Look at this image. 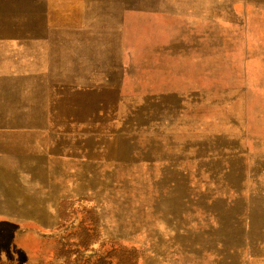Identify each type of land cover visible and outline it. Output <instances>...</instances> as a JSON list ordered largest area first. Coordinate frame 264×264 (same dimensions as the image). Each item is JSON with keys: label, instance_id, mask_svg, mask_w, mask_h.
Masks as SVG:
<instances>
[{"label": "rangeland", "instance_id": "obj_1", "mask_svg": "<svg viewBox=\"0 0 264 264\" xmlns=\"http://www.w3.org/2000/svg\"><path fill=\"white\" fill-rule=\"evenodd\" d=\"M24 1L26 26L0 29L57 35L42 117L77 138L47 127L49 214L0 208V264H63L85 238L84 257L264 264V0ZM136 55L153 67L129 72Z\"/></svg>", "mask_w": 264, "mask_h": 264}, {"label": "bare ground", "instance_id": "obj_2", "mask_svg": "<svg viewBox=\"0 0 264 264\" xmlns=\"http://www.w3.org/2000/svg\"><path fill=\"white\" fill-rule=\"evenodd\" d=\"M26 1L28 0L24 2ZM14 9L13 0H0V26H10L14 23L26 26L25 17L29 16V12L25 14L23 8L18 6L19 11L14 17ZM27 33L34 35L31 29L18 33L0 29V74L5 73L10 63H23L30 52L38 46V43L34 41L25 40L24 35ZM16 38L20 40V43L12 41ZM209 49L215 52L216 45L212 42ZM142 66L144 70L153 67L151 55L146 59L136 55L129 72H136ZM73 67L75 70L70 71L71 76L74 79L81 77L79 62ZM44 109L45 105L40 103L39 92L34 86V81L30 80L28 75H8L0 78V208H4L5 214H31L40 219L49 214L48 200L51 201L53 197L51 193L47 194L45 189L46 163L47 152L56 147V137L46 133V129L50 123L63 122L59 129H68L67 138L74 141L77 135L72 133L73 130L68 126L70 123L66 119L60 118L55 121L42 117ZM38 139L44 141L43 145L48 147L45 152L41 153V149L39 151L29 149ZM69 139L68 142H70ZM60 167L61 170L70 168L69 165ZM59 175L62 177L61 173ZM32 181L36 183V186L38 185V188L33 191L31 190ZM222 187L223 184H220L219 190ZM57 192H60V189L53 195ZM46 220L47 218L45 223Z\"/></svg>", "mask_w": 264, "mask_h": 264}, {"label": "crops", "instance_id": "obj_3", "mask_svg": "<svg viewBox=\"0 0 264 264\" xmlns=\"http://www.w3.org/2000/svg\"><path fill=\"white\" fill-rule=\"evenodd\" d=\"M78 32H80V30H78ZM24 37L26 38L25 40L34 41L38 43V46L30 52L29 56L23 63L8 64L6 70L4 71L5 73L0 74L1 76L0 78L6 77L8 75H13V76L28 75V77H30V80L34 81V86L36 90H38L39 98H40V96L44 94V90H45L44 87L47 86L46 80H45L44 74H41V73L40 75L35 74L36 72L34 71L41 70L42 68H44L45 66L44 64L47 63L49 58H51L52 60L55 57L54 50H52V55H49V53H47L48 51L47 46H48V43L51 42L50 44L52 45V48H53V44H55V41L58 40L57 35L53 34L52 38H49V37L44 36V34H40V35L34 34V36L32 37L31 34L27 33V35H24ZM12 41L16 43H20V40L18 38L12 39ZM20 46H23V45L20 44ZM42 60H44V62ZM52 71H54L53 74H54L55 82H58V76H56L55 74L56 72L55 67ZM67 71L70 74L71 69L68 68ZM36 81H39L40 83H37ZM55 82H52V83L54 84ZM68 82L72 83V78ZM59 85L60 84L56 83L54 86L57 87ZM65 86H68V85L65 84ZM47 119H50V118H47Z\"/></svg>", "mask_w": 264, "mask_h": 264}, {"label": "trees", "instance_id": "obj_4", "mask_svg": "<svg viewBox=\"0 0 264 264\" xmlns=\"http://www.w3.org/2000/svg\"><path fill=\"white\" fill-rule=\"evenodd\" d=\"M88 246L87 239L80 241V244L75 246L63 244L62 248L59 250V256H65L67 260L63 264H113V259L116 256L124 255L129 257L128 264H138L139 255L136 250H126V249H112L107 251L105 254H99L94 256L83 255V249ZM117 250V251H116ZM97 254V253H96ZM76 255V258L72 261L70 258Z\"/></svg>", "mask_w": 264, "mask_h": 264}]
</instances>
